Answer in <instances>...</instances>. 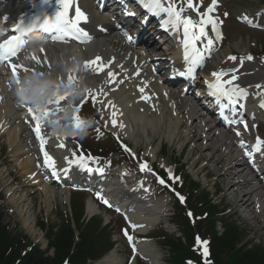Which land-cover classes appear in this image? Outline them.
<instances>
[{
	"label": "snow or ice",
	"instance_id": "snow-or-ice-1",
	"mask_svg": "<svg viewBox=\"0 0 264 264\" xmlns=\"http://www.w3.org/2000/svg\"><path fill=\"white\" fill-rule=\"evenodd\" d=\"M43 4H49L51 0H42ZM59 8L56 9L54 15H49L45 13L42 17H35V23H30L27 30H22L19 26H14L11 31L15 34L7 35V38L0 40V62H7L9 68L12 70L14 76H18L20 72H28L30 69L22 62L18 60V54L23 50L26 52L25 45L27 44V32L33 30L44 31L48 38L54 42H70L75 40L79 43H87L91 37L88 35L87 31L81 26L82 23L87 22V16L81 11L78 6H74L75 0H56ZM139 5L145 11L146 14L151 16L161 17V27L166 31L171 29L173 35H180V43L183 48V60L185 62L186 68L184 71H180L179 75L187 76L189 78H194L195 69L197 66L201 65L204 60V52H210L215 40L222 39V32L219 29V25L223 24V21L218 17L213 16V12L216 10L218 5V0H210L209 5L204 11H201L202 2L197 5L193 0H138ZM186 10H192L197 14L198 19L194 20L191 16L185 14ZM126 15H135V13H128L125 11ZM227 16V13H225ZM239 20L245 21L249 24H254L252 18L247 15H241L238 17ZM256 27H264V25H255ZM209 31L215 33V38H209ZM129 44L134 43V37L130 33H124ZM203 41V51L198 46V44ZM43 52V49H40ZM14 58H17V62H13ZM31 60L35 62L36 65H41V60L37 57L35 53L30 56ZM229 60L235 61L237 57L230 56ZM247 60H252L253 57L248 55ZM44 63H47V58L45 57ZM111 62L105 64L103 59L99 56L95 57L93 60L86 61L84 63V70L91 72L93 74L105 73L108 77L99 88L92 89L88 88L85 91L81 99V105L76 108L74 116V126L78 130H83L85 126L88 125V121L83 120L79 116V108L82 104L89 98H91L94 106H100L99 112L101 119L104 120V128L111 129H122L124 127L123 123L119 120V110L116 108L115 104L108 99L109 92L113 90L112 86L115 84L123 83V79L117 80V73L110 70ZM139 75V73H137ZM211 75L214 77L213 82H205L209 95H211L218 108L221 111L227 110L229 107L238 106L239 98L246 95V90L239 87V85L234 82L237 80V76L230 74L224 70L213 71ZM228 76V79L224 77ZM69 84L74 81L78 82L79 78L76 76L75 72H70L67 76ZM107 86V90L105 88ZM258 89L264 86L257 85ZM141 93H144L145 88L141 86L139 88ZM67 98V93L64 95H57L55 98H51L48 101L49 105H59L64 99ZM146 98L147 97H142ZM57 110H59L57 108ZM27 111L31 117V121L34 122V134L40 143L41 151L43 153V166L51 170V174L58 177L61 173L65 177L68 176L72 166L78 167L80 170L88 172L90 174L103 175V167H92V163L98 164V160L95 157L85 156L83 153L77 155L75 150L72 151L71 157H64L66 167L57 168L56 160L52 157L48 151L45 150V145L48 139H51L48 126L47 117L51 114V108L45 109L42 112L40 110H34L32 107H28ZM109 113L107 119L104 117V112ZM244 124L245 129H247V123L240 121ZM99 134L101 129H96ZM116 139L119 141V135L113 133ZM239 136L240 133L237 132ZM57 140L62 141L65 137L59 134L55 137ZM57 147L65 148L66 145L63 142L58 143ZM240 147L245 149V155L252 157L253 153L261 152L264 150V139L260 137L256 138L255 144L252 146L251 151L247 150V145L244 141H240ZM121 148L128 152L133 158H137L136 154L132 152L127 145L121 142ZM138 159V158H137ZM139 170L142 173L152 174L155 176L157 182L165 187H170V181H176L179 178L173 175L170 168H166L167 180L161 177L159 174L155 173L154 170L149 166L147 161H141L138 163ZM161 167H165L161 165ZM141 187H143V182L141 181ZM148 189H145L147 191ZM173 191L181 203L185 202V197L180 193L175 192L174 188H170ZM96 198L104 203L107 207L114 208L117 213H121L122 210L113 205L104 195L102 190L96 192ZM125 215V220L129 224V227L135 229L137 227H142L141 225L133 224L130 219ZM191 217L193 214L188 213ZM125 237L128 241L133 243V237L129 233L128 229H123ZM208 241L201 240L197 237V245L202 249V257L205 258V264H207L206 257ZM188 264H192L191 261Z\"/></svg>",
	"mask_w": 264,
	"mask_h": 264
},
{
	"label": "bare ground",
	"instance_id": "bare-ground-1",
	"mask_svg": "<svg viewBox=\"0 0 264 264\" xmlns=\"http://www.w3.org/2000/svg\"><path fill=\"white\" fill-rule=\"evenodd\" d=\"M16 6H20L19 2L16 5H11L8 9L3 11L6 14H8L6 19L11 18L10 14L12 12V9ZM8 23L9 22H5V21L3 22L0 20V29H5ZM121 44L122 42L119 41L117 37L111 38L105 36L103 38H98L96 42L92 43L91 46L87 47L84 51L88 52L89 59H94L95 57L99 56L103 59V62L105 64L111 62L110 69L114 70L116 73H119L124 71L125 66L122 63V59H121L122 55L117 51H113V48H120ZM242 45L243 43L240 42L235 46L238 49H240ZM45 46L42 47L43 52H41L40 50L41 48L39 49H37L38 47L32 48V52H34L37 55V57L41 60L42 62L41 65L39 66L36 65L35 62L31 60L30 57L28 58L24 57L23 60L21 61L24 65H26L30 69L28 72H24L30 75L28 76V78L31 77V75L36 71H38L39 73L38 76L34 77V80L32 81V85H28V78L23 77L19 73L18 76H19V80L21 81V96L24 98L25 101L26 98L28 97V102H31V97H33V92H34V86L37 84H42L45 81H52L50 85L43 87L46 89V96H48L47 99H51L52 95L57 96V95H64L65 93H67V98L64 99L60 103V105L64 103H69L71 106L75 103L74 100L76 99L72 98L68 92H71L72 94L77 96L80 91L86 89L85 86L98 88L95 83L89 80L79 79L78 82L76 81L73 82L74 89H70V88L64 89L61 86V83L63 82L68 83L67 80L68 72L66 70L75 67L70 49H66L61 46H59L58 48L52 45H45ZM103 48L106 49L108 48L109 51L100 53L99 51H102ZM230 51H231L230 48H226V50L223 51L221 54H217L215 61H213L209 65V70L215 71L221 59L229 55ZM45 57L47 58V63H44ZM74 72L76 74V71ZM122 76L124 77L122 78L123 83L112 86V87H116L117 85H121V91L115 94L114 97L112 91H110L108 96V99H110L115 104L116 108L119 110V113H121V115H119L118 118L124 125L122 129H127L129 132H131L133 136L138 138L139 141L144 139L146 141H152L156 136H158L161 139L167 138L170 141H174V142L177 141L178 144H180L183 137L185 136L194 137V138L197 137L198 139L197 142L200 146L198 147L200 148L202 154L214 150V154L211 155V157L209 158L204 157V161H203L204 166H206V164L210 162L216 164V167L214 169L218 172V174H220L219 178L228 185V187H225V189L226 190L229 189V191L230 190L233 191L235 210H238L240 206H244L248 210L249 214L253 215L254 219H257L260 228L264 230V215H261V210H257L255 205V202H258V199L256 197L258 194L254 189L246 191V186H252L251 183H253L245 179V176L248 175L247 172L248 169L245 167L246 163L240 164L238 163V161H236V163L238 164H234L230 156H224V157L222 156V154L220 153V149H218V145H217L218 143H220L219 134L216 131H213L214 129L211 130L210 132L212 136L211 145L205 144L204 140L207 138V136L206 133L204 132L205 129L200 124V117L202 116H196V114H194L193 107L188 102V100H182V99L178 100L177 105H179V107H177V105L174 103V100L170 98L167 95V93L164 90H162V88L157 83L153 82L149 78H144L143 82L138 81L130 86V83L126 78V75L122 74ZM253 76L254 74H250L247 77V79L251 80ZM141 86H144L145 88L144 93H141L139 91V88ZM248 86L252 88L250 85ZM105 88L107 90L106 86ZM125 95H127V97H124ZM142 97H147V99ZM259 97L260 99L264 98V96H259ZM11 99L14 100L16 99V97ZM129 102H131V104L128 107H126ZM122 104L125 106V108L122 106ZM18 111L20 110L18 109ZM60 111L61 113H58L55 110L56 119H59V122L57 124H55V118L52 119L51 121L49 120V118H47L48 126H49V129L47 130L49 131L52 138L48 139L45 145V150L48 151L52 157L55 156L56 160L60 159L59 164L64 165L65 164L64 157L66 156L68 157L70 151L68 150L67 146L65 148H59L57 147V145L60 142L65 143L69 141V137L71 136L70 121H72V118L66 116V113L64 112L65 109H63L62 106ZM257 112L259 119L264 120V110L260 111L257 109ZM182 117L185 120L192 121L191 125H193L194 127L191 130L188 126L184 128L182 125H180L182 122ZM20 119L21 118L19 119L17 118L19 122ZM67 122L70 123L68 128L64 126L65 123ZM14 133L15 131L10 132V136L8 138V144L10 145V148H13ZM57 134L65 138L62 141L57 140L55 138ZM229 144L230 146L232 145L234 146L233 143H229ZM28 152L29 150L25 152L23 155H27ZM152 152L155 153L154 151ZM32 156H34V154H32ZM19 169L23 171L22 173H24V175L30 174L29 178H32L30 179L31 181H35L36 183H39L38 180L39 176L37 177L36 175H34V171H35L34 164H31L29 161L26 162L23 161L21 164H19ZM123 173L124 172L118 173L119 179L117 178L116 182L118 181L120 183H118L117 186L112 185L115 177H111L110 175H107V181H106L107 185L105 189H103L102 191L112 196L116 202L123 200L122 198L127 188L126 186H128V183L131 181L130 180L131 176H128L129 174L123 175ZM30 187H32L31 183H30ZM65 194L69 195V192H65ZM253 203L254 205H252ZM123 205H126L127 209H129V217L131 215V218L133 217V220L136 221V219L139 218L136 214V209H135L136 207L132 205L128 199L124 201ZM251 205L254 206V208H252ZM152 206L154 207H151V204L149 203H145L143 208L149 209L151 207L150 214L152 218H155L154 217L155 211H159L162 205L158 202L156 204H153ZM263 206H264V202H263ZM88 211L90 214H92L98 210L95 204L89 202ZM141 212L142 211L139 212L140 216H141ZM156 221H157V217H156ZM147 228H149V226L144 228V230H146ZM152 256L154 258L157 257L156 254L154 253ZM105 262H109V264L119 263L118 259L114 256V254L111 255L110 258H106L103 264H106Z\"/></svg>",
	"mask_w": 264,
	"mask_h": 264
},
{
	"label": "rangeland",
	"instance_id": "rangeland-1",
	"mask_svg": "<svg viewBox=\"0 0 264 264\" xmlns=\"http://www.w3.org/2000/svg\"><path fill=\"white\" fill-rule=\"evenodd\" d=\"M252 2V3H251ZM228 3L233 6H240V7H248V6H252L253 0H229ZM228 3H226V6L228 7ZM256 3V1H255ZM227 35H228V41H227V45L229 44L232 50H235V47L233 46L234 43L240 39H247V35H249L250 41L245 45H250V43H252V41L256 42L257 44V48L259 49H263L264 50V33L261 34H256L257 32H247L246 30H244L243 28L240 27V25L237 24H233V28H228ZM259 131L264 135V125H261V128L259 129ZM9 136V134H8ZM8 136H6V140L8 138ZM6 140H2V143L0 144V147L2 149L1 153V157H0V162H2L4 159H8V150H7V146H3V144H6ZM160 140L155 139V143L158 144ZM183 144V143H182ZM139 146H142L141 144H138ZM181 147H178V151L173 152V150L171 148L165 149L164 148V152L163 155L166 157V159L169 162L175 161V158H179V151H180ZM191 149L189 146H187V148L184 151V162L187 161V159H190L191 157ZM166 150L168 152H166ZM166 152V153H165ZM146 154V152H145ZM209 155V154H208ZM200 155H198L197 157H199ZM197 157H193L192 161L190 160L188 162V169L189 171H191L190 169V165L191 163H195V160H197ZM195 159V160H194ZM203 159V158H202ZM201 160L198 163V165L196 166V168L194 169V171H192V174H199L198 175V179H202V181H206L207 179V187L209 189L212 190V193L214 192V189L216 188V186H219L221 189L222 183L221 181H219V179L217 180V174H215V171L212 172V166L213 164H211V166L207 167L206 170L202 171L201 167L203 164H201ZM201 164V165H200ZM11 166H8L7 168H10ZM201 170V171H199ZM206 171H211V174L208 176L206 173ZM6 172H5V168H0V190H2V194L4 197V200L1 202L0 204V209L7 212V216H6V221L11 223V226L14 228L15 230H19V231H23L24 233H26L32 241H39V244L42 247H45V239L43 238V233L40 231V229L36 226V223L41 222L42 219H44V221L51 225V224H56L58 222L59 219V214L60 212L64 213V211H68L69 207L68 206H64L61 204L60 201L54 202L51 204V207H53V211H51V208H49L50 206H48L47 204H40L37 199H41V197H39V194H36L34 198H31V200L35 201L36 204V208L31 209V212H28L26 209L29 207V205H25V202H22L20 205V209L18 212H13V208L10 209L11 206H9V202L8 200H11V197H9V199L6 196V190L9 189L7 188V184L9 183V178L6 177ZM205 176L210 177V178H205ZM13 179V178H10ZM216 182V184H215ZM4 183V184H3ZM12 189L15 188H11L10 190L12 191ZM28 191V190H27ZM224 196V193L221 192L217 197L216 200L218 202H220V199L222 200V202L220 203V205L224 204L225 201L224 199H226V197L228 196ZM223 197V198H222ZM23 200V199H21ZM74 200L75 201H81V195H74ZM30 203V200H29ZM40 206H43V210H40ZM13 207V204H12ZM55 207H58V211H56ZM232 208V207H231ZM34 212L35 217L32 216V213ZM101 214L103 217L107 218L105 216V212L101 211ZM35 218V220L33 219ZM115 219V217H113ZM236 218L234 217L233 221H235ZM61 222H62V218H61ZM120 223V222H118ZM220 226V224H219ZM252 227V229L249 228H245L249 234L248 238H252V237H256V239L258 240L259 238L262 239V244L264 245V232L260 231L258 228H255V222H251L250 228ZM120 233V236H119ZM116 232L115 233V237L119 239V241L121 240L120 237L123 236L122 231L120 232ZM124 244L122 242H120V246L116 248V251H118V253H120V255L122 256V249ZM120 251V252H119Z\"/></svg>",
	"mask_w": 264,
	"mask_h": 264
},
{
	"label": "trees",
	"instance_id": "trees-1",
	"mask_svg": "<svg viewBox=\"0 0 264 264\" xmlns=\"http://www.w3.org/2000/svg\"><path fill=\"white\" fill-rule=\"evenodd\" d=\"M17 240H10L8 233L0 226V264H15L16 259L20 256V243ZM228 242H231V240ZM65 254L66 250L64 253L58 252L54 263H51L49 260L30 253L19 264H59Z\"/></svg>",
	"mask_w": 264,
	"mask_h": 264
},
{
	"label": "clouds",
	"instance_id": "clouds-1",
	"mask_svg": "<svg viewBox=\"0 0 264 264\" xmlns=\"http://www.w3.org/2000/svg\"><path fill=\"white\" fill-rule=\"evenodd\" d=\"M51 83L52 81H45L42 84L35 85L32 98L39 100L40 99V89L44 86L50 85Z\"/></svg>",
	"mask_w": 264,
	"mask_h": 264
}]
</instances>
